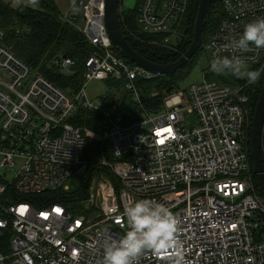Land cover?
Returning <instances> with one entry per match:
<instances>
[{
	"label": "built area",
	"instance_id": "2783aa9c",
	"mask_svg": "<svg viewBox=\"0 0 264 264\" xmlns=\"http://www.w3.org/2000/svg\"><path fill=\"white\" fill-rule=\"evenodd\" d=\"M188 2L138 0L137 27L171 47ZM104 10L105 0H79L61 14L91 47L71 92L16 54L0 26V264H98L102 241L127 231L124 208L139 199L176 215L184 264H264V239L255 233L264 198L249 160L250 83L206 78L214 54L264 67V49L225 47L246 23L264 18V0H222L223 16L204 44L202 78L179 85L159 110L130 123L118 102L90 100L87 81L112 79L138 101L136 80L157 76L113 51ZM73 63L58 61L67 70ZM184 112L195 115L194 124ZM87 114L96 127L79 123ZM78 176L82 195L53 196ZM138 264L166 262L147 253Z\"/></svg>",
	"mask_w": 264,
	"mask_h": 264
},
{
	"label": "trees",
	"instance_id": "16d2710c",
	"mask_svg": "<svg viewBox=\"0 0 264 264\" xmlns=\"http://www.w3.org/2000/svg\"><path fill=\"white\" fill-rule=\"evenodd\" d=\"M198 3L199 0H189L185 13L176 23L175 30L179 39L176 41L174 49L156 43L155 41L159 39L158 35L139 31L135 20L137 4L131 11H120L119 21L122 32L130 47L145 59L157 64L175 61L186 51L193 37ZM222 16V0H213L204 19L201 44L194 56L182 68L172 73L160 75L153 79L136 80L139 90L138 101L129 100L125 103V96H123V99L121 98L117 103L125 123L136 121L144 114L156 112L161 108L164 96L175 90L192 71L196 61L204 52V43L209 33L215 29ZM0 26L5 31L6 41L12 46L16 54L40 71L46 78L69 92L79 87L83 80L84 61L89 56L91 47L83 34L72 23L62 19L53 0H38L35 7L28 5L26 0H23L16 7L9 2L0 0ZM113 51L123 57L114 46ZM62 57H69L74 61L68 70H64L58 65V61ZM126 60L132 63L128 59ZM248 70H258L261 73L255 84L250 83L249 87L247 86L250 93L249 118L251 120L253 109L264 84V67L261 70L256 67L248 68ZM218 78L233 85H241L247 82L246 79L237 78L230 73L221 74ZM116 84L119 85L117 82ZM153 89H156L155 92ZM78 121L81 124L96 127L97 118L87 114L85 117L80 116ZM262 158L264 167L263 155ZM249 160L255 189L258 193V188L264 195V189L258 187L251 157ZM76 195L78 194L60 191L57 197L67 200Z\"/></svg>",
	"mask_w": 264,
	"mask_h": 264
},
{
	"label": "clouds",
	"instance_id": "9594fccd",
	"mask_svg": "<svg viewBox=\"0 0 264 264\" xmlns=\"http://www.w3.org/2000/svg\"><path fill=\"white\" fill-rule=\"evenodd\" d=\"M26 3L35 7L38 0H26ZM250 46L264 49V18L246 23L242 35L225 47L247 51ZM210 70L216 74L230 73L251 84L261 75L258 70H248L240 57L218 54L210 61ZM123 215L127 219V231L118 238H104L98 264H138L147 253L162 257L166 264H184L180 221L167 206L151 199L129 201Z\"/></svg>",
	"mask_w": 264,
	"mask_h": 264
},
{
	"label": "water",
	"instance_id": "95a60500",
	"mask_svg": "<svg viewBox=\"0 0 264 264\" xmlns=\"http://www.w3.org/2000/svg\"><path fill=\"white\" fill-rule=\"evenodd\" d=\"M121 2L122 0H105L104 21L110 41L124 58L158 77L182 68L194 56L201 44L204 19L213 0H199L193 26V37L189 46L178 59L166 64L153 63L130 47L120 26L119 15ZM249 148L253 172L257 177L259 187L264 189V167L262 161V155L264 156V84L261 87L252 113Z\"/></svg>",
	"mask_w": 264,
	"mask_h": 264
},
{
	"label": "rangeland",
	"instance_id": "374dc122",
	"mask_svg": "<svg viewBox=\"0 0 264 264\" xmlns=\"http://www.w3.org/2000/svg\"><path fill=\"white\" fill-rule=\"evenodd\" d=\"M6 2L11 3L12 6H17L19 5V3H21L23 0H4ZM136 0H124L123 6L127 9H133L135 6ZM121 9V6H120ZM140 32H143L139 29ZM145 33V32H144ZM149 34V33H147ZM179 39V36L177 35L176 39L174 38L173 43ZM205 44V43H204ZM174 45V46H173ZM171 45V47L174 49L175 48V44ZM245 66L248 68L251 65H246ZM207 67V55L203 52V54L198 58V60L196 61L192 71L190 72V74L184 79L183 82L180 83V85H188L192 82H196L198 80H200L202 78V73L203 71L206 69ZM67 70V69H64ZM221 74H216L214 72H210L206 74V78H212L215 79L217 81H219L218 76H220ZM179 87V86H178ZM156 89H153V91L155 92ZM85 91L87 93V96L90 100L99 103V102H103L105 105L108 104H115L117 102H119V100L122 98L123 96H125L124 101L125 103L129 102V100H132V95L129 92H126L120 85L116 84V82L112 79H108V80H100V79H90L87 81L86 86H85ZM105 97V99H103V97ZM154 113V112H153ZM195 115L188 113V112H184V121L187 123V125H192L195 123ZM95 124V123H93ZM82 180L80 178V176H78V180L76 182H74L73 180H70L68 182V187L69 189L66 191V193L68 194H74L75 192H80V194L82 195ZM259 187V186H258ZM258 193L260 194V196L262 198H264V195L262 193V191H260L258 188ZM59 192L53 193V196H55L56 194H58ZM63 194V193H60ZM80 195V196H81ZM72 198H76V197H72ZM75 205H77V207L81 206L84 204L83 200H78L74 202ZM261 218H263L264 220V215L260 216ZM255 233L257 235L258 238L260 239H264V221H263V225L261 228H258L255 230Z\"/></svg>",
	"mask_w": 264,
	"mask_h": 264
},
{
	"label": "crops",
	"instance_id": "0c3cea01",
	"mask_svg": "<svg viewBox=\"0 0 264 264\" xmlns=\"http://www.w3.org/2000/svg\"><path fill=\"white\" fill-rule=\"evenodd\" d=\"M78 1L79 0H53V3L55 5L57 11L60 14H65V13L69 12L74 7V5H76V3ZM137 2H138V0H136L135 6H136ZM123 3H124V0H122V2H121V5H120L121 6V9H120V11L121 10L131 11V10H133L135 8V6H134L133 9H129V8L126 9L123 6Z\"/></svg>",
	"mask_w": 264,
	"mask_h": 264
},
{
	"label": "snow or ice",
	"instance_id": "6c2138e0",
	"mask_svg": "<svg viewBox=\"0 0 264 264\" xmlns=\"http://www.w3.org/2000/svg\"><path fill=\"white\" fill-rule=\"evenodd\" d=\"M168 131H170V130H168ZM159 142H160V143H163L164 141H163V140H160ZM57 211H58V210H57Z\"/></svg>",
	"mask_w": 264,
	"mask_h": 264
}]
</instances>
